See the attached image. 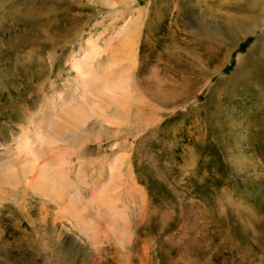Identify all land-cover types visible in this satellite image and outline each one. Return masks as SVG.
Masks as SVG:
<instances>
[{
  "label": "rangeland",
  "instance_id": "rangeland-1",
  "mask_svg": "<svg viewBox=\"0 0 264 264\" xmlns=\"http://www.w3.org/2000/svg\"><path fill=\"white\" fill-rule=\"evenodd\" d=\"M0 2V264H264V0Z\"/></svg>",
  "mask_w": 264,
  "mask_h": 264
},
{
  "label": "bare ground",
  "instance_id": "bare-ground-1",
  "mask_svg": "<svg viewBox=\"0 0 264 264\" xmlns=\"http://www.w3.org/2000/svg\"><path fill=\"white\" fill-rule=\"evenodd\" d=\"M2 1H4L3 3L5 4V6H4L5 9L6 10L9 9V11H10L9 18L10 17L12 18L11 23H10L11 24L10 30L14 29V31H16L17 37H18V33H20L21 36L25 35L26 30H28L29 27L38 28V31H36V32L41 36L42 34H45V33H43L42 27L46 24L45 22H46L47 17H53L52 18L53 22L58 21V19L56 18L59 16L58 11H57V5H58L60 0H2ZM115 2H116V0H115ZM20 4H24L25 6L23 8H21L19 11V9L17 10V7ZM3 11L4 10H2V12ZM3 13L6 14L5 12H3ZM1 15H2V13H1ZM2 16H4V15H2ZM5 17H6V15H5ZM4 21H5V19H4ZM1 22H3V21H1ZM56 25H57V23H55L53 25L54 29H55ZM23 32H24V34H22ZM15 57L18 60V57L16 55H15ZM76 68H78V67H76ZM100 77H102V76L100 75L99 78ZM102 78H104V77H102ZM102 78H100V80H102ZM24 147H25V145H24ZM52 191H54V189Z\"/></svg>",
  "mask_w": 264,
  "mask_h": 264
}]
</instances>
